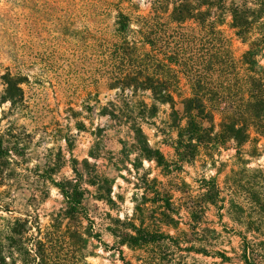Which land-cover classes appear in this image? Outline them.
Masks as SVG:
<instances>
[{"label":"rangeland","instance_id":"rangeland-1","mask_svg":"<svg viewBox=\"0 0 264 264\" xmlns=\"http://www.w3.org/2000/svg\"><path fill=\"white\" fill-rule=\"evenodd\" d=\"M160 1L0 0V139L12 149L13 157L4 173H0V230L7 221L25 217L27 213L37 217L43 227L48 226L64 207V197L54 181L75 177L73 158L82 167H85L83 160L88 159L100 175L115 181L114 202L88 196L86 203L92 220L84 219L77 224L92 236H85L84 262L80 264H152L151 256L161 249L153 245L130 247L118 243L121 238L113 234L122 223L140 225L143 220L152 231L172 236L186 231L191 243L209 251L208 255L181 252L177 257L182 258L183 264H241L234 252L241 244L237 234L241 226L235 220L236 214L230 213L228 201L222 210L211 206L205 222L190 232L185 209L178 228L160 223L163 207L155 190L164 188L174 193L173 201L178 206L183 194L177 187L187 183L188 189L198 194L204 176H217L228 198L231 191L225 180L233 170L264 167V139L259 144L262 147L259 156H250L251 143L238 152L231 142L213 155L203 151L193 162L174 165L168 172L139 155L125 124L101 114L104 107L111 109V101L126 106L118 97L119 90L109 88L114 44L127 37L140 49H149L138 32L139 23ZM229 1L253 11L251 37L261 39L264 45V0ZM121 13L132 21L133 31L128 34L118 31ZM230 21L228 17L222 28L231 41V55L240 66L249 44L235 34ZM207 47L198 51L204 62L209 57ZM192 57L189 55L191 67L196 61ZM258 59L264 66V49ZM235 69L201 67L193 68L192 72L215 75L223 87L235 93L240 86L236 77L239 69ZM7 73L24 81L21 84L24 92L15 102L7 98ZM178 91L188 95L191 86L184 80ZM127 94L131 98L130 91ZM139 96L152 103L149 91H140ZM177 108L182 111L181 104ZM171 112L170 105H161L158 115L144 123V129L150 144L175 163L172 139L176 132L171 126ZM125 144L128 154L123 151ZM239 201L247 206L244 199ZM139 205L146 209L139 210ZM98 233L102 240L95 236ZM224 251L234 257L232 262L222 261L218 252Z\"/></svg>","mask_w":264,"mask_h":264},{"label":"trees","instance_id":"trees-1","mask_svg":"<svg viewBox=\"0 0 264 264\" xmlns=\"http://www.w3.org/2000/svg\"><path fill=\"white\" fill-rule=\"evenodd\" d=\"M252 16L253 11L229 0H162L155 3L151 14L139 23L138 30L149 49L142 50L124 37L114 44L111 51L109 88L119 90L118 97L126 106L111 101V109L106 106L101 114L125 124L135 140L139 155L155 161L168 172L174 165L193 162L203 151L213 155L231 142L235 143L238 152L251 143L253 151L250 150V156L261 155L258 152L264 139V66L258 57L264 45L261 39L251 37ZM228 17L235 34L249 44L240 66L231 55V41L222 28ZM118 24V31L123 34L133 31L132 21L125 14H120ZM164 30L166 33L163 35ZM206 46H209L206 49L209 57H205L204 62L199 58L198 51ZM189 55L196 59L192 67ZM225 66L239 69L236 77L240 86L235 93L223 87L215 75L192 72L193 68L212 70ZM5 79L7 98L15 102L17 96L24 92L21 87L24 81L11 73H7ZM184 80L191 86L188 95L178 91ZM127 91H130L131 98ZM140 91L151 93V104L139 96ZM178 103L182 105V111L177 108ZM161 105H170L172 109L171 126L176 132V137L172 139L177 156L175 163L170 162L160 148L150 144L144 129V123L158 115ZM126 149L125 144L124 153ZM12 158V149L0 139L1 174ZM82 163L85 167L73 158L75 177L54 181L64 197V207L52 217L48 226L43 227L39 219L30 213L3 225L0 230V264L84 262L86 237L92 235L77 223L84 219L92 220L86 203L89 195L96 200L114 202L112 192L115 181L100 175L88 159ZM134 164L138 169V165ZM225 183L231 191L228 198L217 176H204L200 180L198 194H193L188 189L189 185L184 183V187H177V191L183 194L178 206L173 201L174 193L164 188L155 190L163 207L159 221L162 225L178 228L177 224L183 219L182 210L185 209L190 222L188 231L195 232L205 222L211 206L222 210L228 201L230 213L233 214V211L236 214L235 220L241 226L237 233L241 244L234 251L239 262L264 264V167L233 170ZM86 185L94 187V191ZM241 198L247 206L239 201ZM138 209L142 211L146 207L139 205ZM182 233L172 236L160 230L152 231L145 226L144 220L140 225L122 223L113 230V234L121 238L118 243L135 248L153 245L161 249L151 256L152 264H183L182 258L177 256L184 251L208 255L205 247L198 248L191 243L190 233ZM95 236L102 240L100 233ZM218 254L224 262L234 260L226 251Z\"/></svg>","mask_w":264,"mask_h":264}]
</instances>
